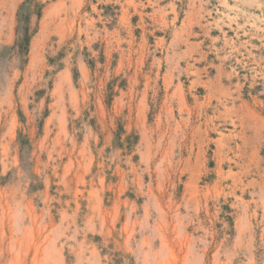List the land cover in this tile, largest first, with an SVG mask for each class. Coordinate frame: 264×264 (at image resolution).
I'll return each instance as SVG.
<instances>
[{
	"label": "rangeland",
	"instance_id": "obj_1",
	"mask_svg": "<svg viewBox=\"0 0 264 264\" xmlns=\"http://www.w3.org/2000/svg\"><path fill=\"white\" fill-rule=\"evenodd\" d=\"M0 264H264V0H0Z\"/></svg>",
	"mask_w": 264,
	"mask_h": 264
}]
</instances>
